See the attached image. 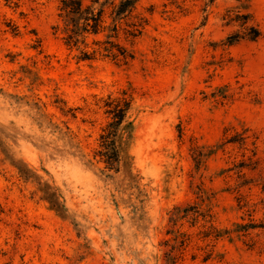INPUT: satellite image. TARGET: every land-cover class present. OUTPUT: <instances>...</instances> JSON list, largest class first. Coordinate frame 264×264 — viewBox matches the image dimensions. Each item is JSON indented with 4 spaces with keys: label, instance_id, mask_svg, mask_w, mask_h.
<instances>
[{
    "label": "rangeland",
    "instance_id": "1",
    "mask_svg": "<svg viewBox=\"0 0 264 264\" xmlns=\"http://www.w3.org/2000/svg\"><path fill=\"white\" fill-rule=\"evenodd\" d=\"M59 4L0 0V264H264V0H141L127 64L80 60ZM248 5L261 35L228 46ZM130 86L111 179L101 99Z\"/></svg>",
    "mask_w": 264,
    "mask_h": 264
},
{
    "label": "trees",
    "instance_id": "2",
    "mask_svg": "<svg viewBox=\"0 0 264 264\" xmlns=\"http://www.w3.org/2000/svg\"><path fill=\"white\" fill-rule=\"evenodd\" d=\"M141 0H60L58 7L60 23L55 27L62 32L66 46L78 52V58L83 61L111 59L117 63L127 64L134 58V54L124 46L121 34H135L122 28V21L130 16ZM250 1V0H249ZM250 6L240 7L236 19L243 31H238L227 38V45L232 46L241 40H256L261 32L255 26L251 12H242ZM138 30V28H137ZM129 31V32H128ZM138 32V31H137ZM137 32L135 35H137ZM105 114L109 121L99 136L98 148L94 158L104 164L101 171L107 178H113L121 172L123 163L130 157L129 148L134 140L136 129L135 119L132 117L135 96L133 88L122 89L116 95L109 94L101 99ZM89 163H93L88 159ZM93 165V164H92ZM57 199L54 196V200ZM50 201V200H49ZM53 203L52 201H50ZM190 208L177 209L176 216L182 218L194 216ZM198 218L195 219V222ZM221 236L212 223L206 221L203 226ZM207 228V229H208ZM179 236H176L177 241Z\"/></svg>",
    "mask_w": 264,
    "mask_h": 264
}]
</instances>
